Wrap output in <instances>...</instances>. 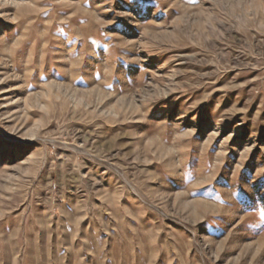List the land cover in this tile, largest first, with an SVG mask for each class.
I'll return each instance as SVG.
<instances>
[{
  "label": "rangeland",
  "instance_id": "374dc122",
  "mask_svg": "<svg viewBox=\"0 0 264 264\" xmlns=\"http://www.w3.org/2000/svg\"><path fill=\"white\" fill-rule=\"evenodd\" d=\"M0 264H264V0H0Z\"/></svg>",
  "mask_w": 264,
  "mask_h": 264
}]
</instances>
